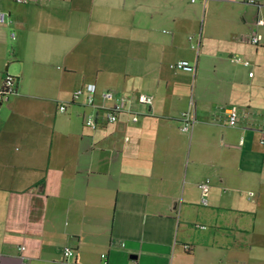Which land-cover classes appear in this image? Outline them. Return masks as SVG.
<instances>
[{
  "label": "crops",
  "instance_id": "crops-1",
  "mask_svg": "<svg viewBox=\"0 0 264 264\" xmlns=\"http://www.w3.org/2000/svg\"><path fill=\"white\" fill-rule=\"evenodd\" d=\"M226 1L247 4L244 23L256 24L261 40L253 45L264 49L258 31L264 24L257 23L264 0ZM0 10L7 14L0 23V88L8 74L16 78V91L0 101V264H23L24 257L29 264H264L259 61L252 65L231 53L243 64L228 70L226 81L194 85L187 101L185 77L204 72V35H190V48L176 25L168 36L151 26L140 55L147 64L139 69L141 78L151 68L158 77L134 87L140 93L119 87L116 94L128 98L119 120L93 129L87 115L102 119L115 101L97 93L102 69L91 57L97 58L103 34L121 35L120 0H0ZM256 53L257 60L259 48ZM180 59L196 70L176 69L182 79L162 77L170 60ZM90 83L97 86L94 105L86 94L74 100L73 92ZM141 93L153 103L139 102ZM214 93L226 105L214 106ZM232 106L237 125L228 119L222 125ZM188 111L194 123L185 131ZM182 132L198 140L189 153ZM208 179L204 190L200 183Z\"/></svg>",
  "mask_w": 264,
  "mask_h": 264
},
{
  "label": "rangeland",
  "instance_id": "rangeland-1",
  "mask_svg": "<svg viewBox=\"0 0 264 264\" xmlns=\"http://www.w3.org/2000/svg\"><path fill=\"white\" fill-rule=\"evenodd\" d=\"M120 4L123 8L121 35L115 37L110 35L109 31L107 34H103L99 39L101 44L99 45L100 49L97 56H95L97 58L91 57V64L102 69L100 72L101 82L98 84L97 92L99 95L107 90L121 93L123 91L119 87L123 85H127L130 92L140 93L142 88L137 90V87L148 85V82L145 83L146 79L154 80L158 77V72L151 68L150 71H147L148 77L141 78L139 67L142 64L143 66L147 64L140 57L141 48L144 45L143 36L149 31L148 28L151 26L158 33L162 32L168 36L173 31V26L176 25L183 31L185 38L187 37L186 41L189 47L190 43L188 40L190 35L197 38L200 33H203L205 38L204 46L201 47L199 54L204 72L199 71L196 78L193 73H188L189 76L185 77L188 84L186 88L187 101L194 93V85H199L201 81H206L208 84H210V81H226L229 79L228 70L243 64L241 61H232L231 53H234L241 60H250L252 65H255L258 61L261 63L263 72L256 92L264 97V49H262V46H254L249 41V38L256 30V24H251L252 19L250 18L249 26L244 23L243 15L248 10L247 4L245 6L237 5L226 0H198L196 2L191 0H120ZM252 15L255 21L256 12ZM262 15L264 16V13ZM134 18H136L135 21ZM107 26L109 30L110 23ZM258 31L263 34L264 26L258 27ZM237 33H244L245 37L243 39L234 38L233 35ZM235 46L239 47V49H232ZM257 48H259L261 53L256 60ZM192 50L196 51L195 49ZM170 61L167 66L168 71H163L162 77L170 75L173 78L182 79L181 75H177L176 69L171 67V63L175 62V60ZM215 66H218L217 71H215ZM91 67V74H95L97 68ZM134 87L136 88L134 89ZM57 90L58 88L54 83V93L58 92ZM214 95L213 98L212 96L209 97L213 101L214 106L226 105L221 102L223 101L221 100V94L214 93ZM156 104L158 105V102ZM227 119V117L222 118L220 123L222 125L226 124ZM182 134L187 144V153H189L192 146L196 147L198 140L193 132H182ZM242 135L248 142L247 134L242 133L239 137ZM216 137L217 141L215 142L217 143L215 146L219 150L220 146H223L220 144L221 135Z\"/></svg>",
  "mask_w": 264,
  "mask_h": 264
},
{
  "label": "built area",
  "instance_id": "built-area-1",
  "mask_svg": "<svg viewBox=\"0 0 264 264\" xmlns=\"http://www.w3.org/2000/svg\"><path fill=\"white\" fill-rule=\"evenodd\" d=\"M18 2H29L31 0H16ZM192 2H196L198 0H191ZM250 2H253L254 0H249ZM6 16L7 14L2 12L0 10V23H4L6 21ZM258 24H264V19L263 18H258L257 20ZM12 36H15L13 33ZM192 39V37H190ZM261 40V35L257 33V31H254L252 36L249 38V41L252 44H259ZM193 47H197L196 44H192ZM248 64L249 62L246 61ZM171 67L177 70H187V71H195L196 70V64L191 63L187 59H180L177 60L173 63H171ZM253 72H251V75ZM16 91V78L13 75L8 74L5 77L4 83L2 87L0 88V101H3L9 97L12 93ZM97 92V86L94 83H90L86 86V88H77L73 92V98L74 100L79 99L83 94H86V103L90 105H94L95 102V94ZM103 98L105 100H114V104L112 106H105L104 107V113L102 116V119L99 118L98 113L96 114H89L87 115L85 119V124L86 126L96 129L101 121H108V122H117L119 120V113L124 110L127 106L128 103V98L124 95H118L116 94L115 91L107 90L102 93ZM139 102L147 105H151L154 101V98L152 95L147 94V93H141L138 96ZM59 109L61 111H65L67 109V104L63 103L59 106ZM227 115H228V123L231 126H235L238 123V109L235 106H232L228 108L227 110ZM139 116L137 114L133 115V120L138 121ZM182 129L185 131H190L193 127L194 123V118L191 113V111L184 112L182 115ZM200 187L204 190H207L209 187V179L205 180L200 183ZM206 202V200H204ZM22 250L26 249L25 245L21 246ZM65 254L67 256L73 254V250L71 247H66L65 248ZM106 258V255H103ZM23 264H29L28 260L24 257L23 258ZM105 264H109L107 260H105Z\"/></svg>",
  "mask_w": 264,
  "mask_h": 264
}]
</instances>
